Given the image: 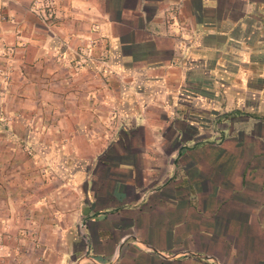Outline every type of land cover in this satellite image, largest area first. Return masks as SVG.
<instances>
[{"label":"crops","instance_id":"obj_1","mask_svg":"<svg viewBox=\"0 0 264 264\" xmlns=\"http://www.w3.org/2000/svg\"><path fill=\"white\" fill-rule=\"evenodd\" d=\"M48 4L0 23V264H264V0Z\"/></svg>","mask_w":264,"mask_h":264},{"label":"rangeland","instance_id":"obj_2","mask_svg":"<svg viewBox=\"0 0 264 264\" xmlns=\"http://www.w3.org/2000/svg\"><path fill=\"white\" fill-rule=\"evenodd\" d=\"M50 1L55 0H0V23H9L10 21H28L30 23H41V25H44V23L47 21L45 19V15L43 12L47 10H53V6H51ZM11 11V12H10ZM16 12V13H14ZM49 13H46V16H48ZM56 15L53 14L52 18H49L51 21L55 19ZM23 45L22 47L26 49L27 42L22 41ZM92 47H94V44H90ZM15 54L12 50V46L9 44H3L0 46V86L4 84V86H12L13 84H20L21 77L16 74L15 66L17 62L15 61ZM10 119H4L3 123L5 121H9ZM205 123V129L208 130V128L214 127L212 124L206 125ZM217 129L218 127H216ZM6 143H14L19 148V154L22 155L25 159L29 160V162L34 161V163H39L40 167L35 171L36 176L38 177V181L45 182L44 185L40 183H35L33 189H34V198L36 202H39L38 205H40L42 208L47 209L48 206L50 208L54 205L52 193L55 192L54 182H57V173H54L52 170L53 167H47L45 159L46 157H42V155H38L37 152L33 151L29 145L23 140H16V143L14 141H11V139H7ZM73 169V168H71ZM29 173V171L27 172ZM73 173L75 172H65V178L64 181L72 180L73 181ZM71 181V182H72ZM50 183V184H49ZM42 187V188H41ZM69 191H72V187L69 186ZM17 226L21 227V232L25 231L27 229L25 221L18 220L16 223ZM81 227H83V224H81ZM20 232V233H21ZM22 235H25L22 233ZM29 237V236H28ZM25 238V237H24ZM39 241V240H38ZM17 243H21L19 238L17 240ZM41 243V241H39ZM256 255L251 254V258H255ZM259 263V262H258Z\"/></svg>","mask_w":264,"mask_h":264}]
</instances>
